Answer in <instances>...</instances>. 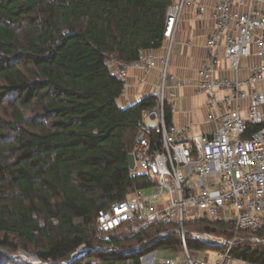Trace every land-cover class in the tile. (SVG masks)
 Returning <instances> with one entry per match:
<instances>
[{
    "label": "trees",
    "instance_id": "trees-1",
    "mask_svg": "<svg viewBox=\"0 0 264 264\" xmlns=\"http://www.w3.org/2000/svg\"><path fill=\"white\" fill-rule=\"evenodd\" d=\"M171 2L0 0L1 250L22 248L53 264H140L155 248L180 249L174 234L153 240L169 225L104 240L96 224L100 210L152 183L133 175L126 157L155 96L119 106L123 82L105 59L128 62L160 48ZM186 227L227 239L234 232L203 219ZM230 253L264 264L261 245L235 244Z\"/></svg>",
    "mask_w": 264,
    "mask_h": 264
},
{
    "label": "built area",
    "instance_id": "built-area-1",
    "mask_svg": "<svg viewBox=\"0 0 264 264\" xmlns=\"http://www.w3.org/2000/svg\"><path fill=\"white\" fill-rule=\"evenodd\" d=\"M192 5L191 0H172L166 9L164 38L173 36L183 9ZM197 9L204 11L203 5ZM212 9L214 29L204 41L206 56L193 82V90L206 96L207 120L217 123L211 134H191L188 125L166 121L165 105L172 114L178 88L187 85V80L170 71V45L160 56L144 49L133 61L105 59L122 80L123 91L129 86L130 69L140 73L139 83L152 69L159 72L155 102L137 123L129 153L134 160L131 173L145 175L152 183L100 210L96 219L104 240L112 233L133 234L151 224L170 226L153 240L176 235L181 250L176 255L183 260L158 258L153 249L139 255L140 264H251L230 253L233 245L264 246V237L257 235L264 230V0H218ZM221 57L227 58L234 73L244 59L254 61L245 66L243 79L217 77ZM244 100L247 103L242 105ZM249 126L258 128L249 131ZM199 219L232 224L234 232L227 239L186 227ZM188 238L217 248L212 263L207 256L193 255ZM140 247L136 244L132 250Z\"/></svg>",
    "mask_w": 264,
    "mask_h": 264
},
{
    "label": "crops",
    "instance_id": "crops-1",
    "mask_svg": "<svg viewBox=\"0 0 264 264\" xmlns=\"http://www.w3.org/2000/svg\"><path fill=\"white\" fill-rule=\"evenodd\" d=\"M191 1H194V5L183 9L173 36L170 39L164 38L160 48L154 49L153 53L155 56H160L166 52L167 46L170 45L168 58L170 71L177 77L187 80V85L178 88L177 97L171 103L174 109L171 122L178 126L188 125L191 134H211L217 128V123L207 120L209 110L205 105L206 96L193 90V82L206 56L204 41L214 29L211 16L212 6L218 0ZM198 5H203V12H199ZM253 61L252 58L244 59L240 69L234 73L229 69L227 58L221 57L220 64L214 74L217 77L238 76L243 79L246 76L245 66ZM139 75L137 70H129V86L122 91V95L117 99L119 106H128L146 94H153L154 87L160 82L158 69H152L142 83L137 80ZM245 103L247 100L241 101L242 105Z\"/></svg>",
    "mask_w": 264,
    "mask_h": 264
},
{
    "label": "rangeland",
    "instance_id": "rangeland-1",
    "mask_svg": "<svg viewBox=\"0 0 264 264\" xmlns=\"http://www.w3.org/2000/svg\"><path fill=\"white\" fill-rule=\"evenodd\" d=\"M147 191H144V194H146ZM190 251H192L193 255H197L198 258L204 259L206 256L208 257V262L212 263L215 253L217 251V248L210 247L206 244L200 243L198 247L195 248H189ZM157 252L158 258H172L173 261H181L183 260V257L181 255H176V252L179 254L181 252L180 249H178L176 252H172L165 249L155 248L154 249ZM0 264H53V263H44L41 262L40 259L36 257L33 253L26 251L22 248H19V250L15 252H10L9 250L0 249Z\"/></svg>",
    "mask_w": 264,
    "mask_h": 264
},
{
    "label": "water",
    "instance_id": "water-1",
    "mask_svg": "<svg viewBox=\"0 0 264 264\" xmlns=\"http://www.w3.org/2000/svg\"><path fill=\"white\" fill-rule=\"evenodd\" d=\"M127 162H128V167H129V169H131L132 167H133V164H134V160H133V158H132V155L131 154H128L127 155ZM208 243V242H207ZM212 246H214L215 247V244L214 243H212V242H209ZM80 254V251H76V252H74L72 255H71V258L73 259L74 257H76L77 255H79Z\"/></svg>",
    "mask_w": 264,
    "mask_h": 264
}]
</instances>
